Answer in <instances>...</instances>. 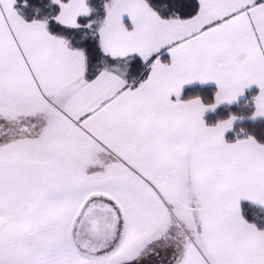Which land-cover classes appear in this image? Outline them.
<instances>
[{
  "label": "snow or ice",
  "instance_id": "6c2138e0",
  "mask_svg": "<svg viewBox=\"0 0 264 264\" xmlns=\"http://www.w3.org/2000/svg\"><path fill=\"white\" fill-rule=\"evenodd\" d=\"M15 2L0 0V264H264V143L202 119L253 84L264 117V0H103L95 17L52 0L31 22ZM194 81L215 82L213 103L179 99Z\"/></svg>",
  "mask_w": 264,
  "mask_h": 264
},
{
  "label": "trees",
  "instance_id": "16d2710c",
  "mask_svg": "<svg viewBox=\"0 0 264 264\" xmlns=\"http://www.w3.org/2000/svg\"><path fill=\"white\" fill-rule=\"evenodd\" d=\"M92 7L96 9L93 16L103 14L102 3L103 0H89ZM14 8L18 14L22 16L27 22L33 19L42 20L46 17L55 16L58 13V5L54 4L52 0H16ZM49 30L53 33L61 31L54 21L49 19ZM77 39L79 34H77ZM161 60L168 62V56L164 52L160 53ZM144 69V76L147 73ZM215 87H200L193 86L185 88L180 95L181 101H186L192 98H200L205 104H210L215 96ZM256 95V90L248 91L245 97L232 105H226L218 108L215 112L207 114L204 118L207 126H215L218 121L226 120L229 116H235L238 122L235 123L225 133V140L227 142H234L236 139L246 138L252 136L260 143H264V119H252L253 101Z\"/></svg>",
  "mask_w": 264,
  "mask_h": 264
},
{
  "label": "crops",
  "instance_id": "0c3cea01",
  "mask_svg": "<svg viewBox=\"0 0 264 264\" xmlns=\"http://www.w3.org/2000/svg\"><path fill=\"white\" fill-rule=\"evenodd\" d=\"M162 53V52H161ZM164 54H166L167 56H168V54L166 53V52H164ZM169 59H170V57L168 56V61H169ZM163 62V61H162ZM136 63H137V65H139V60L137 59V61H136ZM146 75H147V73H146ZM145 75V76H146ZM193 86H200V87H215V89H216V92L218 91V88H217V85L215 84V82L214 81H206V82H199V81H194V82H192V83H189V84H185V85H182V87H181V92L185 89V88H188V87H193ZM252 89H254V90H256V95H258L259 94V88H258V86L257 85H255V84H253V85H249L248 87H246L243 91H242V93L240 94V95H238V97H237V99L235 100V101H232V102H222L221 104H219V105H217L214 109H206V111L203 113V115H202V119L204 120V118H205V116L207 115V114H210V113H213V112H215L218 108H220V107H222V106H226V105H230V104H234V103H237V102H239V101H241L244 97H245V95H246V93L248 92V91H250V90H252ZM180 95H181V93H180ZM255 95V96H256ZM173 98V100H175L176 99V97L175 96H173L172 97ZM179 99H180V96H179ZM201 102L202 103H204L202 100H201ZM214 102V99H213V101L211 102V103H213ZM210 103V104H211ZM205 104V103H204ZM205 105H207V104H205ZM253 107H254V109H253V112L255 111V106H254V101H253ZM252 119H264V117H262V116H257V117H253L252 116ZM238 122V119L236 118L234 121H233V123H232V126L235 124V123H237ZM206 125V124H205ZM207 126V125H206ZM231 126V127H232ZM227 130H229V129H227ZM226 130V131H227ZM226 131H225V133H226ZM225 133H224V135H225ZM224 139H225V136H224ZM226 141V140H225ZM227 142V141H226ZM229 143H231V142H229Z\"/></svg>",
  "mask_w": 264,
  "mask_h": 264
},
{
  "label": "rangeland",
  "instance_id": "374dc122",
  "mask_svg": "<svg viewBox=\"0 0 264 264\" xmlns=\"http://www.w3.org/2000/svg\"><path fill=\"white\" fill-rule=\"evenodd\" d=\"M235 104V103H234ZM230 105H232V104H230ZM228 131V130H227ZM163 255V254H162ZM153 264H155V259H153Z\"/></svg>",
  "mask_w": 264,
  "mask_h": 264
},
{
  "label": "clouds",
  "instance_id": "9594fccd",
  "mask_svg": "<svg viewBox=\"0 0 264 264\" xmlns=\"http://www.w3.org/2000/svg\"><path fill=\"white\" fill-rule=\"evenodd\" d=\"M230 117H235V116H231V115H230L229 118H230ZM229 118H228V119H229ZM236 118H237V117H236ZM226 120H227V119H226ZM222 121H224V120H222Z\"/></svg>",
  "mask_w": 264,
  "mask_h": 264
}]
</instances>
